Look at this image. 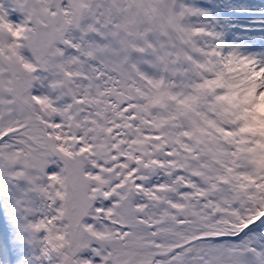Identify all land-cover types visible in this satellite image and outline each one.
<instances>
[{"label":"snow or ice","instance_id":"snow-or-ice-1","mask_svg":"<svg viewBox=\"0 0 264 264\" xmlns=\"http://www.w3.org/2000/svg\"><path fill=\"white\" fill-rule=\"evenodd\" d=\"M252 11L0 0V209L16 264H264V135L232 100L264 91V7L232 22Z\"/></svg>","mask_w":264,"mask_h":264},{"label":"rangeland","instance_id":"rangeland-1","mask_svg":"<svg viewBox=\"0 0 264 264\" xmlns=\"http://www.w3.org/2000/svg\"><path fill=\"white\" fill-rule=\"evenodd\" d=\"M240 14L247 15L250 13H240ZM240 20L241 19L237 17V19L232 22L237 23L238 25L246 23L245 21H240ZM237 29L242 30L239 27ZM256 78L258 79V76ZM257 87L258 85L253 83L251 87H248L247 89H242V88L239 89L236 92V94L233 96L232 100L233 103L239 105L240 108L244 109V115L248 120V124L245 126L244 131L253 134L259 133L264 135V91H260L257 94L256 91ZM0 213L1 214L3 213V209H0ZM0 221L2 222L4 228L6 229V232L9 231L8 236L9 238H11L13 236L12 234L15 233L7 217L4 216V213L2 214V216L0 215ZM13 246L15 247L14 255L17 256V245L14 243Z\"/></svg>","mask_w":264,"mask_h":264},{"label":"bare ground","instance_id":"bare-ground-1","mask_svg":"<svg viewBox=\"0 0 264 264\" xmlns=\"http://www.w3.org/2000/svg\"><path fill=\"white\" fill-rule=\"evenodd\" d=\"M235 3H237L240 6L247 7L250 9H253V11L250 14L242 15L240 13L233 12L232 15L239 17L241 19L240 21H245L248 23L250 20L255 19L257 16V12L255 10L260 9L264 7V0H234ZM239 21V20H237ZM239 34L240 38L243 39L247 33L243 32L242 30H233V32L229 33V39L235 38V36ZM239 42V41H237Z\"/></svg>","mask_w":264,"mask_h":264},{"label":"trees","instance_id":"trees-1","mask_svg":"<svg viewBox=\"0 0 264 264\" xmlns=\"http://www.w3.org/2000/svg\"><path fill=\"white\" fill-rule=\"evenodd\" d=\"M9 232V231H8ZM13 236L11 237V238H9V239H11V241L13 242V244L15 243L16 244V241H15V234H12Z\"/></svg>","mask_w":264,"mask_h":264}]
</instances>
